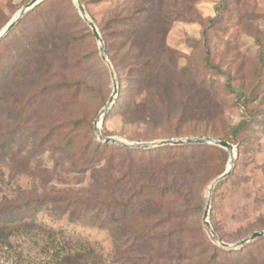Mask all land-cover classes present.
Segmentation results:
<instances>
[{"label": "trees", "instance_id": "trees-1", "mask_svg": "<svg viewBox=\"0 0 264 264\" xmlns=\"http://www.w3.org/2000/svg\"><path fill=\"white\" fill-rule=\"evenodd\" d=\"M99 1L103 0H82V3L86 8L89 3ZM156 1L124 0L109 17L97 24L107 57L117 75L119 92L103 120L102 131L106 136L110 135L104 125L106 119L120 111L136 116L135 109L143 105L137 102L136 97L144 85L159 99H169L171 103L175 82L157 72L151 74L152 53L148 54L147 50L154 43L163 42L175 20L185 18L193 22L198 21L199 16L193 14L194 8L189 5L192 0H167L157 17ZM232 1L220 0L216 15L208 18L207 25H204V19L199 20L205 29L198 42L204 48V63L201 65L204 73L224 78L225 88L233 95L243 118L229 129L226 137H219L216 131L203 134L223 140L230 139L229 135L234 144H240L244 131L255 123H264V36H255L258 63L252 70L251 84L245 88L242 82H235L231 70L222 69L212 60L210 50L209 30L221 24ZM251 15L264 18V11H253ZM85 34L95 37L72 0H43L29 9L0 41V73L2 71L6 73L3 77L10 78L22 74L29 64L39 62L32 60L33 57L46 58L49 48L44 40L61 44L66 36L69 42L82 44ZM67 58L70 59L69 55ZM73 60L80 67L89 66L94 74H107L108 67L97 48L79 50L75 47ZM25 61V66L20 67ZM188 67L190 65L184 67L185 72ZM42 69L47 71L46 66ZM64 80L58 87L66 83L75 97H80L81 91L100 93L97 86L87 82L93 80L88 77L77 80V84L71 78L72 82ZM153 86H159L160 92ZM48 89L43 87V90ZM4 105L9 115L14 111V121L7 129L0 130L4 139V144L0 142V158L16 159L28 166L34 156L25 157L21 153L31 139V148L43 152L51 149L58 153L54 168L46 170L49 176H62L56 170L58 166L66 170L73 168L82 174L91 172L97 184L83 190L66 189L31 196L27 201H0V243L10 244V237L16 234L43 236L45 248L54 251L52 264H176V259L181 260V264H222L225 262L223 256L237 261L250 258L252 253L255 257L254 251L264 250V236L245 246L227 249L220 246L216 238L209 240L203 231L200 219L205 201L200 188H204L213 175L226 170L225 164L230 156L224 148L213 144L167 145L156 149L107 144L98 141L93 133L97 112L91 114L80 109L78 118L59 116L56 119L59 123L44 126L40 122L45 119L34 120V115L40 112L29 108L32 106L28 103L9 100L5 104L0 103V107ZM105 105L104 102L102 106ZM150 109L153 108L150 106L148 112ZM28 121L34 124L29 126ZM190 134L199 136L200 132L193 130L186 134L178 129L174 136ZM154 154L162 155L153 158ZM241 157L242 149L239 147L235 167L242 161ZM161 158H167V162L162 164ZM224 182H219L215 189L218 190ZM44 210H50L55 220L65 218L71 224L108 230L115 244L113 256L107 259L86 242H82L80 247L67 240L61 242L57 235L63 234L62 229L57 230L36 218V214ZM211 223L220 238L228 242L217 224ZM256 228L263 230L264 226ZM158 250L164 251L162 256Z\"/></svg>", "mask_w": 264, "mask_h": 264}, {"label": "rangeland", "instance_id": "rangeland-1", "mask_svg": "<svg viewBox=\"0 0 264 264\" xmlns=\"http://www.w3.org/2000/svg\"><path fill=\"white\" fill-rule=\"evenodd\" d=\"M30 1L0 0V32L9 24L15 14ZM123 1L93 2L89 3L85 9L97 25L109 17L111 11ZM219 1L192 0L189 5L194 8L193 14L198 15L199 20L204 19V25H207L208 18L216 15V7ZM72 2L75 4L74 0ZM166 2L167 0L156 1L154 8L157 17L160 16L159 12L163 11ZM253 11H264V0H234L225 12L221 24L209 30L212 60L222 69L231 70L234 73V78H236L235 82H242L245 88L251 84L253 80L252 70L258 63V46L255 36L257 34L264 36V18L253 17L251 15ZM199 20L193 22L185 18L175 20L169 30L167 29L163 42L161 44L154 43L147 50L148 54L152 53L150 55L153 60L151 74L157 72L162 77H168L175 82L171 103L169 99L165 98L162 101L148 86L144 85L136 97L137 102L143 104L140 105V108L135 109L136 116L125 115L124 112L120 111L115 116L106 119L104 125L110 133L107 136L119 137L127 142H151L169 138L185 139L209 136L204 135L203 132L216 131V135L226 137L229 129L242 120L243 113L235 105L233 95L226 90L224 78L204 73V68L201 66L204 63V48L198 40L202 38V31L205 28ZM17 24L18 22L15 25ZM145 33L141 36L142 41ZM44 43L49 48L46 52V58L35 59V57H31L32 60L39 62L29 64L27 69L24 68L22 74L12 75L9 78V76L3 77L6 73L1 71L0 103L5 104L9 100H21L28 103L32 106L29 108L40 112L34 115V120L45 119L40 122L44 126L53 122L59 123L60 121H56L59 116L78 118L81 113L80 109L91 114L97 112L93 120V133L96 139L102 142L95 131V123L101 110L106 106H102V104L104 102L107 104L113 93L110 69L106 64L108 67L107 74H94L89 66L80 67L73 60L75 47L79 50L81 48L84 50L97 48L99 50L96 38L85 34L82 44H73L67 40L66 36L62 38L61 44L51 40H44ZM68 55L70 59L67 58ZM29 58L27 56L26 60L29 61ZM25 64L26 61L20 67L25 66ZM189 65V70L185 72L184 67ZM45 66L47 71L42 69ZM114 75L117 81L115 70ZM85 77L93 79L86 81L97 86L100 89L99 94L92 91H81L78 98L72 95L75 93L70 91L66 83H62L63 87H58L60 81H65L64 78L72 82L71 78L77 84V80ZM43 87L49 89L43 90ZM153 87L160 92L159 86ZM50 88L55 89L50 90ZM168 90L171 91V89ZM118 94L119 92L115 96L114 102L117 100ZM171 94L169 93V95ZM150 106L153 109L148 112ZM13 112L9 115L5 105L3 108L0 107V130L7 129L14 121ZM51 113L55 117H51ZM34 120L32 122H36ZM32 122L28 121L29 126L34 124ZM102 129L103 121L101 131ZM178 129L186 134L197 130L200 135L174 136ZM228 138L230 139L226 140L233 144L236 157L239 147H241L242 157L240 160L242 161L236 167L234 166L232 173L224 179L225 182L218 190L215 189L216 186L214 187L211 194L209 221L217 224L218 228L229 239L227 243L234 244L242 238L251 236L254 233L250 232L252 229L255 228V232L262 230L256 228L258 225L264 226V123H255L247 131H244L241 134L240 144H234L229 135ZM0 142L4 144L1 133ZM32 143L33 141L30 139L21 153L25 157L34 156L32 159L30 158L31 161L28 166L16 159L12 161L10 158L5 160L0 158V201L5 199H18L19 202L20 200L27 201V198L31 196L36 197L66 189L83 190L97 184L95 179L93 180L91 172L82 174L73 168L66 170L58 166L56 170L62 176H49L46 170L51 171L54 168L55 157L58 156L57 151L51 149H45L44 152L40 149L35 150L31 148ZM158 147L161 146L150 148L156 149ZM227 152L229 153V151ZM157 155L161 156L162 154H154L153 158ZM161 160L162 164L167 162V158H161ZM157 164L161 165V162H157ZM228 165L229 161L226 162L225 168ZM219 175L216 173L212 178L209 177V179L211 178L210 182L204 188L202 187L203 189L200 188L205 202L210 184ZM49 212L50 210H44L37 213L36 218L39 222H44L57 230L62 229L63 234L57 235L61 242L67 240L79 247L82 242H86L87 246L94 248L107 259L113 256L115 244L108 230L71 224L65 218L55 220ZM202 217L203 213L200 223L210 240L213 236L203 224ZM45 245L46 239L34 233L13 235L10 237V244L0 243V264H52L54 251H48ZM157 253L162 256L161 253L163 254L164 251L158 250ZM254 253L255 257L252 253L250 258L237 261L223 256L225 262L222 261V264H264V250L261 252L254 251ZM165 260L169 261L168 259ZM175 262L181 264L179 259H176ZM173 263L171 262V264Z\"/></svg>", "mask_w": 264, "mask_h": 264}, {"label": "water", "instance_id": "water-1", "mask_svg": "<svg viewBox=\"0 0 264 264\" xmlns=\"http://www.w3.org/2000/svg\"><path fill=\"white\" fill-rule=\"evenodd\" d=\"M43 0H31L28 4L24 5L13 17V19L9 22V24L0 32V40L14 27V25L18 22V20L32 7L37 5ZM75 5L80 13V15L83 17V19L88 23L90 26L96 40L98 43L99 47V52L101 55L102 60L108 65L110 72H111V77H112V84H113V93L111 94L106 106L101 110L99 117L95 123V131L97 133V136L99 140H101L104 143L107 144H117L125 147H131V148H136V147H143V148H150V147H155V146H163V145H184V144H213L217 146H221L230 153V159H229V165L227 166L226 170L217 176L214 181L210 184L208 188V197L206 198L205 202V207L203 211V217L202 221L203 224L205 225L206 229L211 233V235L217 239L218 243L220 246L227 248V249H236L238 247L245 246L249 242L254 241L258 237L264 236V230L256 231L254 232L251 236L242 238L240 241L237 243H227L223 241L220 236L217 234L215 229L213 228L212 224L209 221V214L211 210V194L214 189V187L222 180L226 179L229 177V175L232 173V170L234 168V163L236 159V153L234 150L233 144H231L227 140L223 139H218L215 137L211 136H203V137H192V138H185V139H163L159 141H151V142H127L122 138L115 137V136H106L103 134L101 131V124L102 121L106 115V113L109 111L111 108L112 104L114 103V98L118 93V84L116 81V77L114 75V70L112 68L111 62L109 61L106 53V48H105V43L104 39L95 24V22L90 18L89 14L87 13L82 0H74Z\"/></svg>", "mask_w": 264, "mask_h": 264}]
</instances>
